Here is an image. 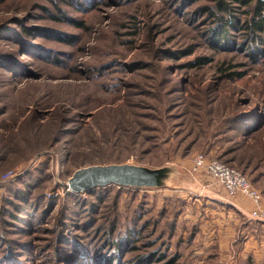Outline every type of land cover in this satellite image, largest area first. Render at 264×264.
Instances as JSON below:
<instances>
[{
    "label": "rangeland",
    "instance_id": "374dc122",
    "mask_svg": "<svg viewBox=\"0 0 264 264\" xmlns=\"http://www.w3.org/2000/svg\"><path fill=\"white\" fill-rule=\"evenodd\" d=\"M218 1L0 0V264H264L227 205L251 198L194 169H237L264 210V10ZM113 163L170 171L69 187Z\"/></svg>",
    "mask_w": 264,
    "mask_h": 264
},
{
    "label": "water",
    "instance_id": "95a60500",
    "mask_svg": "<svg viewBox=\"0 0 264 264\" xmlns=\"http://www.w3.org/2000/svg\"><path fill=\"white\" fill-rule=\"evenodd\" d=\"M169 171L167 166L149 167L130 163L90 165L77 169L68 185L74 192L89 191L110 184L152 188L162 185Z\"/></svg>",
    "mask_w": 264,
    "mask_h": 264
},
{
    "label": "built area",
    "instance_id": "2783aa9c",
    "mask_svg": "<svg viewBox=\"0 0 264 264\" xmlns=\"http://www.w3.org/2000/svg\"><path fill=\"white\" fill-rule=\"evenodd\" d=\"M205 169L207 173L224 187L230 196L245 194L249 196L260 207L262 196L251 186L247 178L237 169L232 168L219 159H207L204 153L196 155L194 159V169ZM252 216L264 221V210L255 209Z\"/></svg>",
    "mask_w": 264,
    "mask_h": 264
},
{
    "label": "crops",
    "instance_id": "0c3cea01",
    "mask_svg": "<svg viewBox=\"0 0 264 264\" xmlns=\"http://www.w3.org/2000/svg\"><path fill=\"white\" fill-rule=\"evenodd\" d=\"M238 196V195H237ZM227 205H230V207H232V209L240 216L246 217V216H250L251 212L253 210H255V204L254 202L247 198V197H236L235 199H233L232 201H229L227 203ZM229 216H231V218H233L232 220L234 222H238L239 219H237V217H233L231 215V213H229ZM247 222V221H246ZM253 223V221H251ZM250 223V224H252ZM258 224V225H257ZM256 225L249 226L245 223L241 224L242 229L244 232H246L245 237L246 239V244L247 243H252L254 240H258L260 242H262V237H264V235L261 234V232H264L263 228H264V221L259 220L257 221ZM249 227H251L252 231H250ZM258 230H261L258 232ZM260 242V243H261ZM264 243V241H263ZM264 246V245H263Z\"/></svg>",
    "mask_w": 264,
    "mask_h": 264
},
{
    "label": "trees",
    "instance_id": "16d2710c",
    "mask_svg": "<svg viewBox=\"0 0 264 264\" xmlns=\"http://www.w3.org/2000/svg\"><path fill=\"white\" fill-rule=\"evenodd\" d=\"M233 2H239L242 5L248 6L251 5L254 1L257 2L256 11L257 13H261L264 10V1L262 0H232ZM230 4L226 0H219L218 1V7L220 10H229ZM255 25V28H258V30L264 31V17H262L260 20H253V26ZM222 33V31H221ZM219 35V34H218ZM219 40V39H215Z\"/></svg>",
    "mask_w": 264,
    "mask_h": 264
}]
</instances>
